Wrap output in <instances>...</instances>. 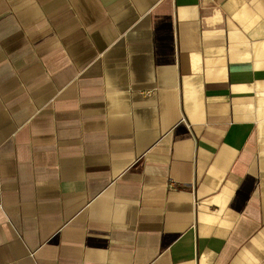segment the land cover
I'll return each mask as SVG.
<instances>
[{
	"label": "crops",
	"instance_id": "obj_1",
	"mask_svg": "<svg viewBox=\"0 0 264 264\" xmlns=\"http://www.w3.org/2000/svg\"><path fill=\"white\" fill-rule=\"evenodd\" d=\"M0 264H264V0H0Z\"/></svg>",
	"mask_w": 264,
	"mask_h": 264
}]
</instances>
